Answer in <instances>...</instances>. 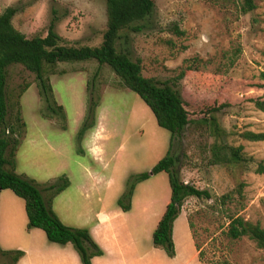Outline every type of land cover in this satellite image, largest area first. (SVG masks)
<instances>
[{"label":"rangeland","instance_id":"obj_1","mask_svg":"<svg viewBox=\"0 0 264 264\" xmlns=\"http://www.w3.org/2000/svg\"><path fill=\"white\" fill-rule=\"evenodd\" d=\"M154 1L153 15L141 22L143 30L123 40L131 58L141 62L143 75L173 85L189 101L218 97L222 83L228 87L224 86V99L230 92L239 94V104L216 115L226 132L217 142L243 146L247 164H212L216 139L205 128H188L171 148L179 157L181 180L209 195L190 196L182 206L201 252L200 262L264 264V250L253 240L227 234L231 215L264 229V174L257 172L260 164L264 166V141L241 137L247 131L264 133V111L243 104L264 97V90L250 87L264 84V0H256L257 9L248 14L241 12L240 0ZM11 6L18 11L13 24L27 38L47 36L54 23L66 43L95 47L107 29L106 0H0V15ZM44 71L55 104L63 106L65 114L48 110L34 73L20 64L7 68V121L16 124L18 115L22 120L18 127L26 123L20 129L18 168L38 183L65 225L86 228L97 213L120 208L118 200L129 179L150 172L167 154L170 132L158 126L143 100L107 65L96 60L58 63L45 65ZM26 85L30 87L23 94ZM92 100L97 103L95 124L79 140ZM64 177L69 187L53 198L48 187ZM170 196L167 173L156 174L136 186L133 211L117 220L118 226L137 229L134 264H196L185 247L180 248V261L171 263L165 250L153 246L149 230ZM183 239L180 245L185 244ZM3 262L5 258L0 259Z\"/></svg>","mask_w":264,"mask_h":264},{"label":"trees","instance_id":"obj_2","mask_svg":"<svg viewBox=\"0 0 264 264\" xmlns=\"http://www.w3.org/2000/svg\"><path fill=\"white\" fill-rule=\"evenodd\" d=\"M154 0H106L107 29L100 46H74L55 31V24L50 25L47 36L27 38L17 30L13 19L17 14L15 7H8L0 15V193L11 190L25 202L28 216V228L41 229L50 242L60 245L72 244L80 255L83 264H92V258L102 256L103 251L95 242L88 229L72 228L65 225L54 212L51 204L46 202L39 185L29 178L16 172V157L19 148L20 129L26 123H18L21 118L16 116V124L7 120V68L13 64H20L36 75L41 98L47 103V108L53 114H65L63 106L55 104V94L50 78L45 75L44 66H54L58 63H74L96 60L100 65L109 66L121 79L124 86L136 93L153 113L159 127L170 132V149L167 154L151 169L131 177L127 183L126 193L118 200L123 212L131 210L133 195L138 184L147 181L161 172L168 175L171 189L170 201L153 233L155 248L163 249L168 257L176 255L173 241V227L175 220L182 212L184 201L190 197H209L205 191L185 184L177 168L179 157L172 153L174 141L179 140L188 128H205L216 141L211 147L212 164L240 165L249 160L243 153V146L232 147L225 142H217L226 135L218 123L216 115L229 106L239 104V94L228 93L224 99V83L221 84L218 97L210 100H187L169 83H160L154 78L143 75L140 61L131 58L129 50L123 40H127L129 33L141 32L143 21L149 19L155 11ZM240 9L244 14L257 9L256 0H240ZM186 71L181 73L183 78ZM244 85V84H243ZM245 86V85H244ZM26 85L23 94L29 89ZM250 87L254 90H264L263 83H254ZM228 87L225 86V89ZM247 89V87H246ZM246 89H241L242 93ZM252 103L257 109L264 111V97L247 99L243 104ZM97 103L92 100L87 109L84 123L78 133L79 140L84 133L91 129L96 120ZM19 128V130H18ZM241 137L249 141H264V133L247 131ZM258 173L264 174V166L259 165ZM70 185L67 177L60 178L48 189L53 190V198L65 191ZM228 236L232 239L248 237L257 247L264 250V229L259 224H253L240 216H229ZM191 227V223H190ZM201 259V252L196 244ZM24 256L21 251H3L0 248V264H17ZM201 261V260H200Z\"/></svg>","mask_w":264,"mask_h":264},{"label":"crops","instance_id":"obj_3","mask_svg":"<svg viewBox=\"0 0 264 264\" xmlns=\"http://www.w3.org/2000/svg\"><path fill=\"white\" fill-rule=\"evenodd\" d=\"M16 159V172L33 180L29 175L19 170L18 156ZM135 204V200L132 201L131 210L128 212H123L120 208L113 213L99 212L95 215L94 221L85 228L89 230L95 242L104 252L102 256L92 258V264H134L135 254L132 251L136 249L135 234L137 229L128 224L120 223L118 226L116 222L120 218L129 217ZM167 204L161 216H158L159 219L149 230V234L152 231V238ZM53 210L56 211V208ZM28 222L25 202L19 201L12 191L2 190L0 193V248L3 251L23 252L24 256L17 264H83L72 244L60 245L50 242L41 229H29ZM182 237L184 245H180ZM173 241L176 255L174 258H170L171 263L180 261V248L185 247L190 252V261L202 264L190 223L184 212H181L174 222ZM139 258L143 259L144 256L139 254Z\"/></svg>","mask_w":264,"mask_h":264}]
</instances>
